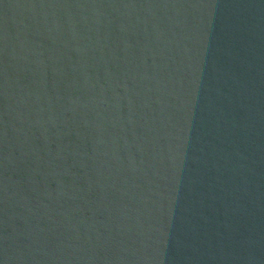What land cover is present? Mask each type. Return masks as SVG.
<instances>
[{"label": "water", "instance_id": "1", "mask_svg": "<svg viewBox=\"0 0 264 264\" xmlns=\"http://www.w3.org/2000/svg\"><path fill=\"white\" fill-rule=\"evenodd\" d=\"M0 264H264V0H0Z\"/></svg>", "mask_w": 264, "mask_h": 264}]
</instances>
